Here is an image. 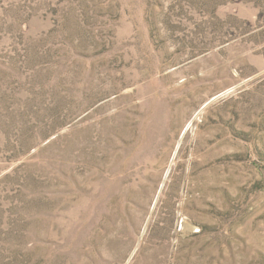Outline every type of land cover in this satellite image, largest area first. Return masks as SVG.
Here are the masks:
<instances>
[{
    "label": "rangeland",
    "instance_id": "obj_1",
    "mask_svg": "<svg viewBox=\"0 0 264 264\" xmlns=\"http://www.w3.org/2000/svg\"><path fill=\"white\" fill-rule=\"evenodd\" d=\"M0 264H264V0H0Z\"/></svg>",
    "mask_w": 264,
    "mask_h": 264
}]
</instances>
